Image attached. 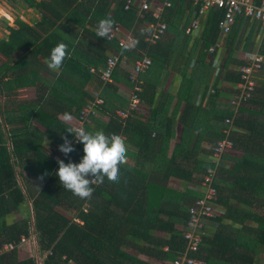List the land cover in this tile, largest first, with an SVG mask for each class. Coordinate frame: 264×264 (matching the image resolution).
<instances>
[{"label": "trees", "instance_id": "trees-1", "mask_svg": "<svg viewBox=\"0 0 264 264\" xmlns=\"http://www.w3.org/2000/svg\"><path fill=\"white\" fill-rule=\"evenodd\" d=\"M114 1L119 4L111 18L129 28L136 16L135 9L124 10L126 0H23L27 7L40 14L39 20L30 25L17 17L14 22L16 27L7 25L8 36L0 39V54L6 58V61L0 62L1 92L3 89L9 90L14 83L17 86L20 79L28 80V85H35L38 89V82L32 73L37 63L35 59L38 58L45 65L51 49L58 42L66 43L69 52V57L59 70V79L54 83L40 82L38 92L41 95L37 96L35 102L28 103L27 111L18 118L27 129L23 128L21 134L18 129L11 134L9 147L5 134L0 130V264H37L34 256L21 259L17 256L16 246L30 235L31 226L38 242V251L44 255L42 264H149L121 250L119 244H142L140 248H145L142 250L146 253L158 256L163 251L162 256L172 261L178 251L186 246L183 230L177 229L175 223L182 222L186 226L190 218L189 207L197 195L193 197L191 192L170 188L166 182L170 177H177L198 185L195 181L213 165L211 147L225 137L223 129L226 117H233L230 137L234 142L233 147L242 150L243 156L232 165H221L226 152L215 164V213L212 217H203V223L215 224L218 206L225 208V216L233 218L232 214H238L241 210L232 205L233 199L260 209L264 207V202L256 199L259 191H264V164L259 168L257 162L258 155L264 154L259 150V147L264 148V136L259 137L257 132L264 128V119L259 118L264 102H260L261 110L247 117L242 114L245 113L244 104L237 110L230 105L229 100L239 92L233 88L240 81L235 68L227 71L225 77L230 83L229 93L215 90L209 95L205 106L193 108L191 103H187L180 123L186 124L192 113L194 119L190 122L191 127L184 126L181 140L174 144L169 156L171 117L163 118L159 115L160 110L153 109L147 121H142L131 110L124 120L115 114L111 104L108 107L105 104L96 105L97 116L100 117L102 107L109 115L108 120L92 117L84 121V128L90 131L102 129L109 135H124L133 146L135 163L130 168L121 166L119 183L110 182L106 177L103 183L94 182L90 199H81L60 184L55 174L59 165L53 156L45 152L43 140L63 141L62 135H66L72 141L74 135L67 132L69 126L57 118L56 112L69 108L79 117L87 96L81 87L92 78V73L98 74L105 67L108 51L119 49L115 39L109 41L97 37L94 30L91 31L84 24L89 20L90 24L96 25L100 19L109 17L108 12ZM179 1L193 3L192 0ZM198 7L199 4L193 6L194 10ZM222 15L220 8L208 11L206 47L215 42V34L219 31L217 23ZM74 24L82 31H77ZM159 43L160 40L148 45L144 41L138 47L156 64L163 61L158 55ZM135 55L142 57L143 53L136 52ZM91 67L94 68L92 73ZM24 68L28 70L21 73L20 69ZM116 68L111 73L114 80L119 76ZM7 73L12 78L4 81ZM106 84L112 86L110 81ZM143 91L144 88L139 97ZM255 96L254 93L247 102H253ZM262 115L264 118V112ZM32 121L43 126L45 131L35 128ZM191 134L195 135V139H191ZM74 148L75 151L60 159L65 163L69 159L78 163L84 155L83 144L74 142ZM147 164H151V167L146 169ZM20 166L28 174L39 178L43 176V186L35 188L28 182L21 183V174L15 170ZM248 195L251 196L250 200L245 198ZM95 196L101 200H96ZM85 202L89 204L85 206ZM59 206L66 207L67 214L58 211ZM72 209L75 210L74 217L68 214ZM248 216L257 224L249 231L252 236L251 248L255 249L264 240V218L256 211ZM75 217L81 218L82 222L75 221ZM154 228L165 230L167 236L164 240L152 237ZM119 229L122 230V239L117 238ZM224 232L221 227L211 236L202 233L206 247L201 244L191 255L207 261V264H218L216 256L224 257V246L228 243L234 246L231 235H224ZM7 242H13L14 247L2 249ZM163 245H167L168 250H162Z\"/></svg>", "mask_w": 264, "mask_h": 264}, {"label": "crops", "instance_id": "crops-1", "mask_svg": "<svg viewBox=\"0 0 264 264\" xmlns=\"http://www.w3.org/2000/svg\"><path fill=\"white\" fill-rule=\"evenodd\" d=\"M16 2L17 1L15 0H10L5 2V5L3 6L5 18H3V32H0V39L6 38L9 34L7 25L16 27L14 22L17 17L30 25L35 24V22L39 20L40 14L33 8H29L27 5H21L18 7L19 3ZM156 2L160 4L163 0H156ZM118 4V1H114L111 4V9L108 12L109 17L113 16L115 7ZM193 6H195V4H188L187 1L170 0V6H165L162 9L160 21L167 24V31L160 38L159 47H161L158 51V55L163 61L156 64L151 61L152 64L148 70L141 74V87L142 90L144 88V91L141 95L142 98L140 97V105L138 106V109L133 112L137 115L138 119L142 121H147L150 117L151 110L153 109L160 110L159 115L163 118L168 116L171 117V137L168 142V156L171 154L174 144L180 142L184 126L191 127L190 122L194 119V115L192 113L189 115L192 117L188 118L186 124L180 123L181 115L184 113L187 103H191L193 108L197 106H205L209 95L212 93L211 90L215 91L217 89H221L223 92L229 93L230 83L225 80L227 71L233 70L234 68L237 69L240 65L244 64L246 58L254 51H259L260 54L264 56V52L262 53V45L264 46V43H262L264 41V29L258 22L239 16L236 18L230 33L224 37L225 47L214 53V62L212 55H210L207 51L213 43L207 47L205 46V41L207 40L208 35V33L205 34V30L208 27V12L198 16L199 7L197 10H194ZM29 11H33L37 18L30 17ZM135 16L136 17L129 28H125L119 21L114 22V25L117 24L124 34L130 33L136 37L138 43L133 49L135 51L133 52L132 50H128V52H125V50L120 49L113 50L115 53L119 54V60L116 66L117 74L119 76L116 80L111 78L110 82L112 86L106 84L107 82H103L98 74L92 73L91 71H94V68L91 67L90 72L93 74L92 78H89L90 80L88 79L89 81L87 80L88 82L85 83L83 87L80 86L87 94L85 105L94 99V91L98 92L102 96L106 107H108L109 104L113 106L115 114L118 109H125L128 107V99L131 89V83L128 81V73L132 69L134 61L137 58H141L135 55L136 52L143 53L142 57L147 55L146 52L140 51L141 49H139L140 47H138V44L140 42H146L148 23H156V19H154L150 13L145 14V12H143L142 14H139L138 11L135 10ZM77 17L79 19V14ZM191 18L198 19V26L191 30L190 33H186L183 27L189 23ZM88 21L89 20L85 21V26L95 32L98 23L96 25H92ZM73 27L76 28L77 31H82V28L79 29V27L75 24ZM37 30L40 29L38 28ZM218 38H221L219 31L215 34L214 41ZM170 50L172 51L168 53ZM108 52L110 53L111 51ZM1 61H6V58L2 54H0V62ZM217 61H220L219 66L216 65ZM35 63V71L32 73L33 76H36H34V79L38 82V89L40 82L43 84L51 82L54 83L59 79L58 77L60 72H53L48 68L47 64L43 65L44 62L39 61L38 58L35 59ZM27 70L28 68L20 69V72L25 73ZM17 75L22 76L20 73ZM11 78L12 75L7 73L4 81ZM18 83L19 84H17V86L15 83L13 86L11 85L9 90L3 89L2 92L0 91V130L3 131L5 137L7 138V145L8 143L11 145V134L13 135L17 129L20 134L22 133L23 128L27 129L21 119L18 120V118H21V114L27 111L28 103L35 102L37 96L39 97L41 95H39L38 89L35 85L27 84L28 80L20 79ZM8 85H10V83H8ZM235 85H233V88H235ZM29 91L32 93L31 98H29L28 95ZM255 95L256 96L254 97L253 102H246L243 105L245 106V113L242 114L246 117L254 114L253 112L255 111L261 110L260 102H264V64L262 70L256 78ZM107 99L109 101H107ZM218 99L221 100V98ZM63 109L64 111L56 112L57 118L67 126L73 127L77 121L78 115L74 114L73 110L71 111L69 108L66 110L65 108ZM94 110L96 112V107ZM101 110L102 113L98 118H100L101 121H107L109 115L103 111L102 107ZM263 112L264 107L260 112V119H264L262 115ZM66 113L71 117V119L65 120ZM34 122L39 128L33 125ZM34 122L32 125L35 128L39 129L41 132L45 131L43 126L36 121ZM257 132L260 134L259 137L264 136V128L262 130H258ZM122 136L125 138L124 135ZM190 137H192L191 139H195V135L193 134H191ZM60 142L63 143V141L59 140H43L45 152L51 157L54 154L60 155L61 152L58 149V145L61 144ZM127 145L129 148L128 155H130V153L133 155L131 161L122 166L130 168L133 167L135 163V152L131 144L127 142ZM189 145L193 144L190 143ZM259 148V150L264 151V148ZM242 156L243 151L233 147V149L229 150L222 156L220 163L221 165H232L234 161H239L238 159ZM257 162L260 168V166L264 164V154L258 155ZM150 167L151 164H147L146 169ZM16 169H18V172L21 174V183L27 184L28 182V184L33 186V183L30 180L32 177L37 183H39V186H34L35 188L43 186L44 181L39 177L28 174L27 171L21 168V166L16 167ZM193 183L194 182L191 181L184 182L177 177H170L166 182L167 186L170 188L176 190L182 189L185 190V192H191V196L194 197L197 195L195 198L201 197L203 195V189L201 190L198 185H194ZM94 198L96 200H101L100 197L96 198L95 196ZM245 198L250 200L251 196L248 195L245 196ZM256 199L258 202H264L263 190L259 191ZM88 204L89 203L86 202L85 206ZM232 205L241 209L238 214L233 213V218L229 216L227 217L224 214L225 208L218 206L216 209L215 224H206L203 229V234L205 236H211L214 233L216 234L221 227H223L224 231H226L224 232V235H231L233 238L232 243L234 246H232L231 243L224 246L226 248V251L223 253L225 254L223 255L224 257L216 256L218 264H264V240L260 239V244L256 246L255 249L251 248L252 236L249 234V231L255 228L257 224L251 221V218L248 216L252 211H256L264 218V213L261 214L262 210L260 208L245 204L237 199H233ZM262 209H264V207ZM74 212V209L68 212V214L70 213L69 216L73 215L74 217ZM10 216L8 217L9 219L11 218ZM74 220L80 223L82 222L79 217H75ZM175 227L179 230H184L186 226L182 222H176ZM121 232L122 230L119 229L117 238L122 239L120 234ZM151 234L153 235V238H160L161 240H164L167 236L164 229L158 228H154ZM152 243L154 244V242ZM202 245L206 247V243L203 240ZM140 246L143 245L119 244L121 250L126 251L130 255L144 262L149 264H169L170 261L162 256V250H168L167 245L162 246V252L159 253L158 256L146 253V251L142 250L145 248H140ZM150 246L152 247V245ZM150 246L149 248L151 249ZM195 258L201 260L203 264L208 263L201 258Z\"/></svg>", "mask_w": 264, "mask_h": 264}, {"label": "built area", "instance_id": "built-area-1", "mask_svg": "<svg viewBox=\"0 0 264 264\" xmlns=\"http://www.w3.org/2000/svg\"><path fill=\"white\" fill-rule=\"evenodd\" d=\"M193 4H199L198 16L208 12L212 8H220L223 10V15L218 21V29L221 38H218L213 45H211L207 51L214 59V53L217 50H222L224 45V37L227 36L232 26L235 23L237 17L242 16L249 18L251 21L258 22L264 29V0H192ZM165 6H170V0H163L162 3L156 2V0H126L125 9H135L139 14L148 12L156 19V23H148L147 25V38L148 45L156 43L167 31V24L160 21L162 9ZM198 26V19L191 18L189 23L183 27L186 33H190L191 30ZM107 40H116L120 50H124L122 45L129 43L131 40H137L133 34H124L117 24L114 25L112 32L106 38ZM136 46V45H135ZM135 48V47H134ZM132 48L131 50H133ZM119 60V54L110 52L106 61V65L101 72L98 73L103 82L111 81V73L115 69ZM218 60V59H217ZM219 66L220 61L216 62ZM152 62L150 57L144 55L141 58H137L134 61L132 69L128 73V78L132 84L130 89V95L128 99V109H118L116 115L122 119H126L131 110H137L140 105L139 93L142 91L141 87V74L145 73L151 66ZM264 56L259 51L252 52L245 60V63L237 68L239 72L240 81L236 83L235 88L237 92L230 100V105L235 107V110L245 104L252 98L256 91V78L263 68ZM213 93L214 90H211ZM93 100L87 103L81 110L77 123L73 127H83L84 121H89V115H96L94 108L96 105L104 104V99L98 92L93 91ZM223 131L225 137L220 139L211 147V162L213 165L207 169V172L202 177L195 181L201 190L203 189V195L195 198L193 204L189 207L190 218L187 221L186 227L182 231L183 238L186 240V246L184 249L178 251L177 256L169 262V264H203L199 259H196L191 253L198 250L202 244V233L205 227L202 218L212 217L215 213L214 200L217 195V190L214 186L213 178L216 172L215 164L222 154L233 149L234 142L230 137L231 128L233 127V117H226ZM74 135V134H73ZM72 141L75 142V136ZM77 143V142H75ZM66 157L61 152L60 155L54 154L53 158L57 160L60 157ZM195 183V184H196ZM24 239L22 238V241ZM14 247L13 242H7L2 246L4 250H10Z\"/></svg>", "mask_w": 264, "mask_h": 264}, {"label": "clouds", "instance_id": "clouds-1", "mask_svg": "<svg viewBox=\"0 0 264 264\" xmlns=\"http://www.w3.org/2000/svg\"><path fill=\"white\" fill-rule=\"evenodd\" d=\"M114 27V20L111 17L102 18L98 21L95 29L97 37L108 38ZM138 43L131 40L122 45L125 51L131 50ZM69 57L68 45L58 42L45 60L48 68L53 72H59L63 67L64 60ZM134 112V110H132ZM136 111V110H135ZM71 117L66 113L65 120ZM68 133L75 136V142L83 144L84 155L78 163L71 159L67 163L57 158L59 165L55 173L64 189L71 191L81 199H90L94 188L92 184L103 183L105 177L113 183H119L121 179L120 169L128 162L129 148L126 139L118 134H106L102 129L90 131L83 127H69ZM63 143L58 145L60 152L67 156L75 151L74 141L68 136L62 135ZM43 180V176L40 177Z\"/></svg>", "mask_w": 264, "mask_h": 264}, {"label": "rangeland", "instance_id": "rangeland-1", "mask_svg": "<svg viewBox=\"0 0 264 264\" xmlns=\"http://www.w3.org/2000/svg\"><path fill=\"white\" fill-rule=\"evenodd\" d=\"M7 1H10V0H0V16H4V17H0V32H3V30H2V27H3V18H5V13L3 11V6L5 5V2H7ZM15 1H17L19 3L18 7L21 6V5H24V6L26 5L23 2V0H15ZM25 9H26V7H25ZM29 14H30V17L37 18L35 16V13L33 11H29ZM28 95H29V98L32 97L31 91H29V94ZM92 117H97L98 118L99 116L89 115V118L90 119H88V120H91ZM33 122H32V124H33ZM33 125L35 127H38V125L35 122H34ZM132 155H133L132 153H130V155H128L129 158H128V162L127 163H129L131 161ZM15 170L18 171V169H15ZM30 180L33 183V186H39V183H37L34 180V178L31 177ZM85 204H86V202H85ZM57 210L58 211H61V212H64V214H67V208L64 207V206L57 207ZM261 210H262L261 214L264 213V209H261ZM31 224H32V222H31ZM38 247L39 246H38V242H37V239H36V235H35L33 226H31V228H30V235L25 238V241L22 244L16 246L17 256H18L19 259H21L23 257H26V256H34L36 258L37 264H42V258H43L44 255H42V254L39 253Z\"/></svg>", "mask_w": 264, "mask_h": 264}]
</instances>
